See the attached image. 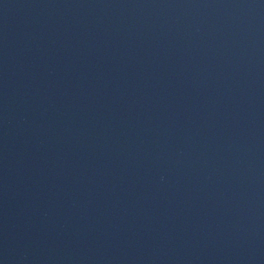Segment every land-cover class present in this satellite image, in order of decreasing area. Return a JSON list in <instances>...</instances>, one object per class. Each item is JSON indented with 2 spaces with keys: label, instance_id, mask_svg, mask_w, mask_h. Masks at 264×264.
I'll list each match as a JSON object with an SVG mask.
<instances>
[{
  "label": "water",
  "instance_id": "obj_1",
  "mask_svg": "<svg viewBox=\"0 0 264 264\" xmlns=\"http://www.w3.org/2000/svg\"><path fill=\"white\" fill-rule=\"evenodd\" d=\"M0 264H264V0H0Z\"/></svg>",
  "mask_w": 264,
  "mask_h": 264
}]
</instances>
